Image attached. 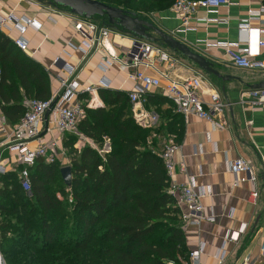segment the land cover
<instances>
[{"label": "trees", "instance_id": "obj_1", "mask_svg": "<svg viewBox=\"0 0 264 264\" xmlns=\"http://www.w3.org/2000/svg\"><path fill=\"white\" fill-rule=\"evenodd\" d=\"M96 1L140 18L129 8L139 0ZM146 1L156 12L169 10L174 2ZM92 20L106 25L103 18ZM50 80L37 61L0 32V112L10 125L23 116L24 97H50ZM98 97L102 107L85 108L78 131L98 149L107 140L110 151L102 157L87 144L77 149L78 138L67 135L69 186L59 163L40 159L29 169L28 192L18 181V170L0 175L5 264H189L182 214L169 193L171 181L161 157L165 142L182 138L181 116L165 97L149 95L159 116L151 132L135 124L127 93L100 89Z\"/></svg>", "mask_w": 264, "mask_h": 264}, {"label": "crops", "instance_id": "obj_2", "mask_svg": "<svg viewBox=\"0 0 264 264\" xmlns=\"http://www.w3.org/2000/svg\"><path fill=\"white\" fill-rule=\"evenodd\" d=\"M36 1L39 4L38 0ZM233 1L237 3L235 6L220 7L214 15H208L204 9H199L188 24L194 31L179 34L181 42L192 52L207 59L220 78L202 72L195 65H192L193 70L187 65V61L183 64L185 68L177 73L187 78L201 71L204 102L210 104L209 94L217 93L228 105L225 112L227 128L216 129L207 121L193 116L185 119L181 117L182 138L175 143L179 148L174 154L176 166L170 178L171 184L183 185L193 182L196 189L209 190V194L201 199V216H212L213 222L198 220L189 214L185 205L177 203L184 216L182 228L187 248L189 252L201 249L200 264H241L247 257L249 264H264V257L260 254V245L264 238V106L253 111L239 104L241 92L257 89V86L264 83V72L236 69L229 64L222 51L207 49L204 43L200 42H239L263 57L264 49L259 47L258 42L264 40V14L258 21L250 22L249 31L240 32L238 29L239 23L247 21L250 11L260 9L263 0ZM9 13L35 20L38 29H29L23 35L27 42L26 54L50 74L51 93L57 90L59 78L65 76V64L76 70L75 80L80 89L98 84L102 76L98 66L104 57L99 52L86 54L79 50L82 37L74 31L72 16L68 10L53 6L43 8L40 4L35 7L26 0H0V15ZM154 17L158 23L156 27L168 35L179 25L178 18L170 9L156 12ZM211 18L218 19V22H207V19ZM4 34L11 40L18 36L15 30H6ZM110 39L117 55L122 58L131 48L135 38L127 34L121 35L118 30L111 28ZM70 44L76 49L71 48ZM63 51L68 52L69 56L63 54ZM56 60L63 65L60 66ZM157 70L163 71L164 66L159 65ZM145 73L156 74L151 70H145ZM127 74L114 65L107 72L111 83L110 90L125 93L132 90L134 83L128 80ZM165 84L166 81L162 79V87ZM162 89H154L152 94L164 97ZM146 107L154 111L149 100ZM49 121H46L44 128L48 127L52 132L42 135L45 140L56 137ZM2 139L1 136L0 141ZM81 145L82 142H78L75 146L81 149ZM236 158L248 162L256 177L255 188L258 197L254 202L250 197L252 185L249 182L233 186L235 178L228 170V163ZM0 161L5 165L7 172L20 169L14 157L8 156L7 153L2 154ZM181 163L185 167L184 172L179 169ZM244 176L240 174L238 177ZM235 235L236 241L229 240ZM220 250L224 251L221 263L216 258Z\"/></svg>", "mask_w": 264, "mask_h": 264}, {"label": "built area", "instance_id": "obj_3", "mask_svg": "<svg viewBox=\"0 0 264 264\" xmlns=\"http://www.w3.org/2000/svg\"><path fill=\"white\" fill-rule=\"evenodd\" d=\"M26 2L35 7L39 6L36 0H26ZM236 4L233 0H174L170 10L178 18L179 25L172 33L179 35L194 31L188 24L199 9H204L208 15H214L218 8ZM262 14H264V0L259 10L250 11L247 21L238 24L239 31H249L250 22L258 21ZM71 16L74 31L82 37L79 50L86 54L99 52L104 57L98 66L102 76L97 85L80 89L75 80L76 70L65 64L63 66L65 76L59 78L57 90L51 93L47 100L23 98L24 114L16 124L10 125L0 112V137H3L0 141V159L3 153L14 157L15 163L20 166L17 171L18 181L25 192L30 190L29 169L35 165L37 160H43L48 165L59 163L62 168L69 167L70 160L63 147L67 135L76 136L79 142L96 149L102 157L109 153L110 148L107 140L104 142V147L98 149L90 139L79 133L78 127L85 118V108L102 107L98 91L100 89L110 90L111 83L107 72L114 65L126 71L128 80L134 83L133 89L127 92V96L131 106L132 119L141 129L152 132L159 125L157 113L149 110L146 106L148 96L153 93L154 89L160 88H163V95L172 104L175 113L184 119L193 116L199 120L207 121L216 129L227 128L225 112L228 105L217 93L209 94L210 104L204 102L201 91L203 85L201 71L187 78L181 77L177 72L185 67L176 57L177 55L165 48L155 47L152 42L137 38L132 42V46L134 42L139 44L133 51L132 57H129L131 46L121 58L117 55L111 42L110 27L101 25L94 20L72 14ZM207 22L217 23L218 19H207ZM29 29L35 31L38 29L34 19L17 17L12 13L0 15V32L4 33L6 30L18 32V36L12 41L23 52L27 51V42L23 35ZM262 33L264 34V31ZM200 42L204 43L207 49L213 48L222 51L229 64L236 69L264 72V53L263 57H260L253 53L248 46L241 45L239 42L213 44ZM258 45L264 49V40L259 41ZM70 46L76 49L72 44ZM63 54L69 56L66 51H63ZM159 65L164 66L163 71L157 70ZM145 70L155 71L156 74H146ZM162 79L166 81L164 87L161 85ZM239 104L253 111L261 109L264 106V88L241 92ZM48 120L53 125L56 137L45 140L42 135L52 132L50 128H44V124ZM248 125L250 126L251 122ZM178 148L172 141L165 142L162 147L161 157L169 178L176 166L174 154ZM179 169L181 172L185 171L183 163L179 164ZM228 170L235 178L233 186H238L243 182H249L252 185L250 197L254 202L258 197V192L255 188L256 177L253 175L249 163L242 158H236L228 163ZM6 173L5 165L0 161V175ZM240 174L245 176L239 178ZM169 193L176 198L178 204L187 207L190 215L195 216L198 220L213 222L214 217L204 218L201 216L203 209L201 199L209 194L208 189L198 190L193 182H188L183 185L171 184ZM236 239V235L229 238L232 241H236ZM201 253V249L190 252V263L200 264ZM260 254L264 257V238L261 241ZM216 258L221 263L224 259V251L220 250ZM0 264H5L1 250ZM241 264H249V258L247 257Z\"/></svg>", "mask_w": 264, "mask_h": 264}, {"label": "water", "instance_id": "obj_4", "mask_svg": "<svg viewBox=\"0 0 264 264\" xmlns=\"http://www.w3.org/2000/svg\"><path fill=\"white\" fill-rule=\"evenodd\" d=\"M50 4L68 10L72 15L92 20L94 17H100L106 20V25L112 29L121 30L134 38L149 42H161L169 51L181 55L189 62L198 67L199 70L208 75L220 78L217 71L213 69L212 64L202 55L192 52L182 42L177 41L172 36L164 33L152 23L140 19L135 15H129L121 9L109 7L96 0H48ZM155 35V36H153ZM134 42L131 54L138 46ZM59 62L60 66L63 65ZM264 83L257 86V89H263ZM46 126V122H45ZM64 183L69 186L71 182V169L64 167L60 170Z\"/></svg>", "mask_w": 264, "mask_h": 264}, {"label": "rangeland", "instance_id": "obj_5", "mask_svg": "<svg viewBox=\"0 0 264 264\" xmlns=\"http://www.w3.org/2000/svg\"><path fill=\"white\" fill-rule=\"evenodd\" d=\"M38 2L41 5V7H43V8H48V7L53 6V5H51L49 3L48 0H38ZM55 8L61 10V8H58V7H55ZM129 8L132 9V10H134L139 15L140 19L146 20V21L152 23L154 26H156V24H158L156 22V20H155V17H154V13L156 12V10H158V8L157 9H156V7L153 8V4H150L148 1H146V0H139L135 5H131ZM62 10H64V9H62ZM95 21L98 22V20H95ZM118 31L121 33V35H126L127 34L125 32H122L121 30H118ZM127 35H129V34H127ZM169 35L172 36L173 38H175L177 41L181 42V38H180L181 36H179L177 34H174L172 32L169 33ZM129 36H131V35H129ZM153 36H155V35H153ZM152 43L154 44L155 47L166 48L165 46H163L161 44V42H152ZM24 53L26 54V52H24ZM176 57L179 59V61L182 64H185L186 61H187L188 62L187 65L190 66L194 70V68L192 67V65H194V64H192L191 62H189L187 59H185L184 57H182L180 55H177ZM189 63H190V65H189ZM78 142H79V140H77L76 145L78 144ZM167 142H169V141H167ZM84 145H86V144L82 143L81 146H84ZM108 146L110 148V144ZM103 147H104V144L102 145L101 148H103ZM58 196H59V198H61L60 195H58Z\"/></svg>", "mask_w": 264, "mask_h": 264}]
</instances>
